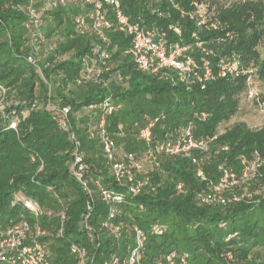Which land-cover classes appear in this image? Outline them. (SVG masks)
<instances>
[{
	"label": "trees",
	"instance_id": "16d2710c",
	"mask_svg": "<svg viewBox=\"0 0 264 264\" xmlns=\"http://www.w3.org/2000/svg\"><path fill=\"white\" fill-rule=\"evenodd\" d=\"M50 1L34 0L47 36L46 42L40 44L39 64L44 78L53 85L56 100L71 107L70 116L88 165L89 179L98 178L106 187L125 189L116 183L105 164L98 138L91 139L88 135L90 128L96 130L98 117L88 112L87 107L101 103L109 94L122 104L121 109L106 116L107 129L118 152L124 154L119 158L127 160L133 154L144 159L145 145L138 138L139 126L145 115L160 112L166 114V119L155 126L154 141L191 121L197 137L216 135L205 154V171L211 178H217V165L221 162L239 171L240 154L251 156L258 150L264 157V127L252 129L246 122H236L217 132L222 122L237 113L240 97L247 98L244 76L219 78L209 82L205 89L172 85L160 75L136 69L126 53L130 38L114 29L109 32L111 69L105 74L106 79L111 78L108 86L78 83L81 59L95 41L88 33L81 34L75 23L84 6L80 0H69L64 6H52ZM121 1L127 14H142L149 26L166 28L170 22L179 20L185 39H189L194 29L193 22L180 18L175 9L171 10V18H158L148 9L150 0ZM190 1L177 0L186 7ZM29 2L0 0V86L5 88L0 95L5 98L14 93L18 101L5 109L6 115L0 114V228L24 219L31 231L40 227L45 233L39 239L46 246L52 264H75L73 244L96 250L97 264L117 250L118 245L124 255L125 245L133 238V226L148 229L155 222L167 229L160 235H148L145 264H155L161 253L173 249L187 251L189 264H264V196L254 194L252 200L226 206L203 204L197 193L206 189V183L196 175L191 159L181 156L160 154L158 165L144 163L146 172L139 174L149 175V184L136 196L125 190V198L111 219L121 227L119 240L102 226L108 219V206L92 182L94 202L88 221L96 234L93 240L89 239L82 223L88 212L89 195L71 174L74 144L46 107L44 79L26 60L31 49L30 32L25 27ZM167 4L162 2V8ZM240 5L221 9L220 19L232 31L233 38L221 42L217 49L238 52L246 66L256 67L257 79L264 78V59L258 50L264 9ZM220 33V30L201 31L200 35L209 38ZM170 37L174 38L171 34ZM115 74L122 78H114ZM203 112L204 120L199 119ZM13 120L17 121L16 129L10 127ZM224 146L228 149L224 150ZM261 172L257 179L263 182L264 167ZM178 184H182L180 189ZM23 196L37 203L39 215L26 208ZM233 233L236 235L227 239ZM228 253H232V258H227Z\"/></svg>",
	"mask_w": 264,
	"mask_h": 264
},
{
	"label": "built area",
	"instance_id": "2783aa9c",
	"mask_svg": "<svg viewBox=\"0 0 264 264\" xmlns=\"http://www.w3.org/2000/svg\"><path fill=\"white\" fill-rule=\"evenodd\" d=\"M166 1L164 9L161 3ZM69 0H51L52 6L67 5ZM84 10L75 18L78 31L94 38V43L85 56L81 59V75L78 83H97L108 86L111 78L106 79L105 74L110 72L111 39L109 32L118 30L130 38V46L126 51L131 57L136 69L153 75H160L171 82L172 85L183 84L188 89L200 87L205 89L209 82L219 78H237L244 76L246 84V97L248 100H257L263 107L257 88V69L254 66H246L240 54L236 51L220 52L217 48L227 40L233 38V33L222 22L210 0H191L188 6H182L177 0H150L148 9L158 18H171L172 9H175L180 18H188L194 24L189 39H185L179 20L170 22L166 28L145 22L142 14L131 16L124 11L121 0H80ZM27 19L25 27L30 32L31 49L26 60L35 67L36 71L44 79L47 86L46 107L53 113L59 128L74 144L71 174L76 178L82 188L88 193V212L83 216V226L89 234V239L95 238V230L89 223L90 210L93 207L94 191L92 182L99 192L101 199L108 206V219L102 226L116 240L122 237L121 227L114 224L111 219L117 213V205L125 198L126 193L136 196L149 184V175L139 174L146 172L144 163L158 165V155L181 156L190 158L195 166V173L199 179L206 183V189L197 193L203 204H215L226 206L241 200H252L254 191L245 189V185L253 178L255 172L261 167L264 157L258 150H254L251 156L243 153L239 155L240 168L237 171L233 166L221 162L217 165V178H211L205 171V159L210 144L215 136L197 137L194 133V123L166 132L162 139L157 141L154 137L155 126L166 119V114L160 112L155 116H144V122L139 126L138 138L145 145L144 159L135 158L133 154L128 159L124 156L115 139L106 126V116L114 110L122 108L121 103H116L112 94H109L101 103L91 104L87 111L98 117L96 130H88L89 138H98L105 164L117 184L124 190L106 187L100 179H89L86 175L88 165L84 161L80 151V141L74 129L70 116V105H63L56 100L53 93V85L46 80L40 67V44L46 42L47 36L44 30V20L41 17L39 7L34 0L26 5ZM220 30L219 35L203 38L201 31ZM170 34L174 38L170 37ZM217 46V47H214ZM121 79L120 74L114 78ZM116 78V79H117ZM113 79V78H112ZM5 93V88L0 86V94ZM206 113H202L199 119H205ZM17 121L13 120L10 127L16 129ZM228 149L227 146L223 147ZM122 151V150H121ZM120 154V155H119ZM123 154V155H122ZM206 154V155H205ZM180 189L182 184H178ZM22 202L35 216L40 214V208L33 200L22 197ZM62 219L65 214L62 212ZM167 226L155 222L144 229L139 225L133 226L132 241L125 245V254L117 250L109 252L99 264H145L146 243L149 234L160 235L165 232ZM45 232L37 227L31 231L27 220L10 222L4 228H0V262L7 264H52L46 246L40 241L39 236ZM229 235L227 239L235 236ZM119 244V242H117ZM96 250H89L84 244H73L71 252L75 258V264H97ZM190 254L187 251L176 249L161 253L155 264H189ZM232 258V253L227 254Z\"/></svg>",
	"mask_w": 264,
	"mask_h": 264
},
{
	"label": "rangeland",
	"instance_id": "374dc122",
	"mask_svg": "<svg viewBox=\"0 0 264 264\" xmlns=\"http://www.w3.org/2000/svg\"><path fill=\"white\" fill-rule=\"evenodd\" d=\"M210 3L211 5H213L217 14L220 13L221 9L235 6V4H245L247 9H251L253 7L258 8L259 6L263 7L264 9V0H210ZM262 28L263 36L259 41L258 50L260 52L261 59H264V21L262 24ZM257 88L259 90L261 100H264V78L259 77L257 79ZM17 102V96L14 93H12L11 95H6L5 98L1 97L0 95V114L6 115L7 113L5 112V109L7 107H10L12 104H16ZM236 122H246L252 129H259L261 127H264V106L262 107L256 99L250 101L245 98L244 95H242V97H240L239 109L237 113L229 120L222 122L219 125L217 132H223L225 129L229 128ZM263 167L264 160L261 168ZM261 168L257 172H255L253 178L247 185H245V189L250 192L255 189L254 194L264 196V181L260 182L257 179L258 176L262 174ZM254 184H256V187H253Z\"/></svg>",
	"mask_w": 264,
	"mask_h": 264
}]
</instances>
